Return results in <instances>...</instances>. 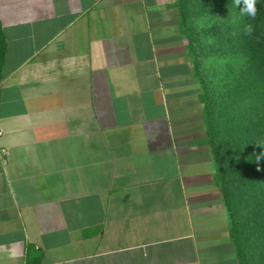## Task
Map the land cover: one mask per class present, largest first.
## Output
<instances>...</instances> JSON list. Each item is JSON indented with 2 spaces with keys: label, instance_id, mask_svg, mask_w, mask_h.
<instances>
[{
  "label": "crops",
  "instance_id": "crops-1",
  "mask_svg": "<svg viewBox=\"0 0 264 264\" xmlns=\"http://www.w3.org/2000/svg\"><path fill=\"white\" fill-rule=\"evenodd\" d=\"M0 264H240L175 0H0Z\"/></svg>",
  "mask_w": 264,
  "mask_h": 264
},
{
  "label": "trees",
  "instance_id": "trees-1",
  "mask_svg": "<svg viewBox=\"0 0 264 264\" xmlns=\"http://www.w3.org/2000/svg\"><path fill=\"white\" fill-rule=\"evenodd\" d=\"M176 2L189 48L194 53L198 49V36L191 33L188 8L195 6V14L215 12L217 17L222 10L233 13L216 35L221 43L220 57L244 62L246 69L242 75L246 78H234L235 84L226 92L220 91L221 88L216 91L210 85L211 91L208 87L201 100L205 103L209 138L215 153L217 184L231 216L239 262L264 264V115L251 119L250 109L245 105L251 102L255 110L264 108V0H257L255 19L242 16L233 0ZM245 24L253 25L251 37L243 34ZM6 52L5 32L0 22V84ZM235 108L244 113L233 119ZM31 264L38 262L34 260Z\"/></svg>",
  "mask_w": 264,
  "mask_h": 264
},
{
  "label": "rangeland",
  "instance_id": "rangeland-1",
  "mask_svg": "<svg viewBox=\"0 0 264 264\" xmlns=\"http://www.w3.org/2000/svg\"><path fill=\"white\" fill-rule=\"evenodd\" d=\"M195 9V6L188 8V10H190V17L188 19L191 22V33L198 36V45L196 43L198 49H196L194 57L199 61L203 93H206L205 90L208 87L211 91L210 85L215 86L216 91L218 88H221L220 91L226 92V89L235 84L234 78H246L242 75V72L246 69L244 62L234 59L225 60L220 57L221 43H219L220 41L216 35L218 30L232 19L233 13H227L226 10H222V13L220 12L217 17L215 12L201 11L195 14ZM213 92L215 95L216 92L214 90ZM245 105L250 109L248 113L251 114V119L255 116L261 117L264 115V108L255 110L251 102L245 103ZM243 113V110L235 108L232 112V117L234 119L237 116H242ZM221 116L225 118L228 117L226 115ZM218 118H220V116H218ZM236 127L237 126H235V128ZM251 128L253 129L254 127Z\"/></svg>",
  "mask_w": 264,
  "mask_h": 264
},
{
  "label": "clouds",
  "instance_id": "clouds-1",
  "mask_svg": "<svg viewBox=\"0 0 264 264\" xmlns=\"http://www.w3.org/2000/svg\"><path fill=\"white\" fill-rule=\"evenodd\" d=\"M233 3L239 7L240 14L242 16H247L250 19H255L257 14L256 3L257 0H233ZM242 5V7H241ZM254 28L251 24H245L243 27V34L245 36L251 37L253 35ZM264 155V154H262ZM260 157H257L259 159Z\"/></svg>",
  "mask_w": 264,
  "mask_h": 264
},
{
  "label": "built area",
  "instance_id": "built-area-1",
  "mask_svg": "<svg viewBox=\"0 0 264 264\" xmlns=\"http://www.w3.org/2000/svg\"><path fill=\"white\" fill-rule=\"evenodd\" d=\"M3 134V132L2 131H0V136Z\"/></svg>",
  "mask_w": 264,
  "mask_h": 264
}]
</instances>
